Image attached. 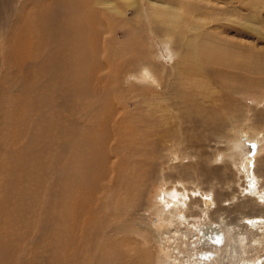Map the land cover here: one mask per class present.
<instances>
[{
    "label": "bare ground",
    "instance_id": "obj_1",
    "mask_svg": "<svg viewBox=\"0 0 264 264\" xmlns=\"http://www.w3.org/2000/svg\"><path fill=\"white\" fill-rule=\"evenodd\" d=\"M257 1L251 0L246 3L253 12L259 7L260 2L257 3ZM98 3L106 4L107 2L103 0ZM126 3L135 5L133 0H126ZM149 3L152 6L151 9L155 10L151 17L160 23L167 22L179 28L181 22H186L187 18L192 35L185 41V38L179 37L176 29L174 30L171 26L168 29L165 28L166 30L157 34V37L159 42L168 40L172 43L173 47H170L168 56L174 67L167 68L163 83L158 76L154 75L150 65H144L141 70L140 67L139 71L135 72L134 78L140 84L148 85L150 89L159 88L162 94L159 93L158 97L166 102V106L179 112L177 118L179 123H177L181 126L185 123L189 124L188 128H185L189 129L190 133H193L195 127L213 125L211 136L206 138L217 143L224 142L227 159L234 164H240L244 173L246 182L244 188L249 195L246 194L248 198L245 201L234 203V207L252 203L253 201L249 198L255 192L256 197L264 203V184L255 172L250 174V169L247 168L250 158L244 157V161L240 159L239 151L242 146L239 134H243L241 126L245 122L249 121L247 139L252 140L257 147V152L251 160L256 158L261 147H264V136L255 128L256 124H252L253 119L250 115H246V105L236 108L229 103L226 104V111L233 112L230 116L229 134L231 135H229L225 129L216 125L212 117H209L211 113H207L205 109L196 105L195 96L198 93L193 91L194 89L200 93L198 88L206 89L207 84H217L219 80L221 88H224L228 96L233 94L244 99L242 96L246 98L249 95L247 93L258 92L264 88L262 74L264 73V55L256 54L246 45L236 44L229 39H223L222 36L219 39L214 38V33L210 31L212 28L207 30L204 27V21L202 23L192 21L193 17H188L189 14L195 13V18L202 14L200 9H197L200 13L197 15L194 6L191 7L188 0L183 3L182 10L179 6H173L175 13L173 8L171 12H168L170 6L160 4L158 0H149ZM228 3L232 5L233 0H227ZM246 4L240 5L238 11H243ZM106 5L119 12L113 3L108 2ZM53 10L60 13L59 16H54ZM202 11L205 16L206 10ZM104 18L105 14L101 11L94 8L91 11L87 9L86 0H52L44 9L32 15L27 24L35 29L36 53L33 61L26 65L21 53L20 59L16 57L18 53L14 46L11 47L13 50L6 48L9 49V53L6 50L5 67L10 61L17 63L16 69L22 73L23 77L20 79V84L14 87L13 82L11 83L5 77V72L8 71H0L4 75L0 77L3 81L0 85L2 91L0 96V178L3 180L0 188L4 200H7L11 193L22 202L26 195V185L31 183L33 187L42 185V181H39L35 174L37 168L41 167L38 165L41 138L53 136L52 133L59 131L60 124L65 118L69 120V124L62 129L61 138L59 137L62 141L61 148L67 149L68 155L55 156L57 169L62 174L58 190L60 201L58 200L57 205L49 203L41 210L36 206L38 203L34 201L35 209L30 211L29 220L31 221L27 225L23 224L22 215L13 214L7 207L0 210V229L8 231L5 230L4 234L0 233V264H150L149 260L154 255L156 257V254L151 253L152 256L147 249V246L152 247L150 241L153 240H150L149 233H140L134 228L140 241H136L138 247L135 245L134 248L125 251L120 249L123 242L129 241L127 236L124 237V233L130 231L132 234L134 231L131 228L125 229V224L124 227L119 225V223H125L127 219V213L123 212L127 208L126 205L135 206L138 197L144 192L145 177L147 178L152 170H157V163L168 162L172 153H175L176 158L182 153L184 157L195 160L199 157L200 164L214 159H208L209 156L203 158L202 155H195L192 152L188 153L185 148L178 153L177 150L172 149L174 141L180 138L176 137L162 153L166 154L165 161L163 159L164 162L157 161L158 157L155 159L153 153L158 151L159 142L163 137L174 134L170 127L165 126L169 116L162 105L157 104L155 108L165 116L162 118L155 116L154 121L150 123L147 117L149 114L147 116L140 114L143 103L142 106L139 102L134 104L135 109L132 113L134 116H131L122 103L120 98L122 94L119 92L117 98L113 95L110 87L115 79L112 75H110L112 78L109 76L105 78L103 87L96 86L101 81V76H98L100 68L107 66L112 68L115 65L123 67L115 62L117 49L115 50L109 43H106L105 48L103 47L105 49L103 63L99 61L98 40L101 34L99 26ZM247 23H250V19L245 17L243 26L251 27ZM59 26H64V33L68 35L66 51L60 48L61 45L58 42L61 33ZM219 27L218 34L227 32L228 28H231L230 25L228 27L227 24L224 25V22L214 26L216 29ZM216 29H213L215 33ZM236 32L237 35L240 34L237 29H235ZM173 37L180 48H183V54L180 55L181 62H177L179 46L174 44ZM64 53L71 54L68 55L69 57L73 55L72 64L65 65L62 63L63 60L61 63L58 62ZM159 53V51L156 52V57H160ZM157 63L165 71V67L158 60ZM198 77L200 82L196 83L192 78ZM67 90L70 91L71 98H69V114L66 117L67 113L62 114L60 110H55L57 107L55 104L62 91ZM139 95L140 98L141 95ZM228 96L226 95L227 101H229ZM48 108H52L54 113H46L45 110ZM118 108H121L119 113ZM240 108H242V114L239 112ZM261 120L264 123V117ZM190 133L186 134L188 137L185 136L181 140L189 138ZM261 140L262 144H259ZM30 155L33 159L29 157ZM170 174H161L163 180H159L155 205L151 206L152 212L156 215L154 225L161 228L159 229L160 238L165 242L163 246L166 253H169V264H264L260 258L264 251L263 215L238 217L237 213L234 214L235 212L230 210L231 208L222 205L225 200L217 203L216 192L219 193L220 189L209 188L201 192L198 185L196 187L186 185L184 174L175 175L171 180ZM164 183L169 185L162 188ZM196 192L205 196L196 197L193 195ZM212 200L217 203L213 210L214 217L217 216L216 219L219 218L221 211L229 216L228 221L223 222L220 219L223 233L213 229L212 225L207 228L197 224L198 220L188 222L187 217L199 214L196 209L200 205L208 207L207 205L212 204ZM256 204L258 206V202ZM258 207L262 208L261 210L264 209L261 204ZM7 218H9L8 221ZM38 218L43 221L46 219L45 222L50 220L49 224L54 223V225L48 224L47 229L50 230L46 229L47 231L38 240L36 239L37 241H31L28 247L30 251H26L21 242L24 238L22 230L25 229L26 234L31 233L38 226L35 223ZM186 222L187 228L184 226ZM13 226L14 229H12ZM254 229L261 230V233H253ZM16 232L20 233L17 237H15ZM119 234L121 235L118 236ZM12 235L15 236L12 237ZM20 252H29L30 256L25 257ZM42 253L47 255L44 256ZM18 254L21 255V262L16 261ZM160 256L157 257L159 261Z\"/></svg>",
    "mask_w": 264,
    "mask_h": 264
},
{
    "label": "rangeland",
    "instance_id": "obj_2",
    "mask_svg": "<svg viewBox=\"0 0 264 264\" xmlns=\"http://www.w3.org/2000/svg\"><path fill=\"white\" fill-rule=\"evenodd\" d=\"M51 1L52 0H0V71L1 70L8 71L5 72L6 74L5 77H7L8 81L13 82L11 83L14 87H17V85L20 84L21 82L20 79H22L23 75L21 72H19L16 69L17 63H13L12 61H10L7 63V66L5 67V63H6L5 52L7 50L6 48L8 47L10 49L12 46H14V48L17 50L16 52L18 53L16 54V57L20 59V53H21L22 59H24L23 62L26 65H28L33 61L35 57L34 54L36 53L35 29L27 26V24L30 22L32 15L44 9V7L49 5ZM98 1H103V0H86V6L87 9H89L90 11L93 8L98 11H101L103 14H105V18H106V19L104 18V20L101 21L102 24L99 26V30L101 34L98 40L99 42L98 45L100 48V52H98V58L101 59L103 57L102 58L103 60L101 59L102 60L101 61L99 59V61L101 64L103 63L104 50H105L104 48L106 43H109V45L111 44L115 50L117 49V53H116L117 61L115 62L117 64H121L123 67L121 68L120 65H115L112 68H109V66L104 67L105 69L100 68V71H98L99 72L98 76H101L102 79L100 78L101 81H99L96 86L103 87L105 78L107 76L111 77L110 75H112L113 79H115L116 81V82L114 81L115 83L113 82L110 87L113 90V91L111 90L113 95L116 97L119 92L122 94V95L120 94L122 103L125 105L126 109L129 111L131 116H134V114H132L135 109L134 104L139 102L141 105L143 103L142 105L144 106L141 105L143 109L141 110L140 114L141 115L145 114L146 116L149 114L147 117H149L148 121H150V123L154 121L155 116L159 118L165 116L164 113H162L160 110L155 108L157 104L162 105V108L167 112V115L169 116L167 124H165V126L170 127L173 130L174 134H169L168 136L163 137L162 140L159 142L158 151L153 153L155 159L158 157L157 161L161 162L162 159L164 160L166 158V154L164 155L162 153L164 150L167 149L169 144L176 139V137H180V138L174 141L173 144L174 148L172 147V149L177 150L178 153L180 152L181 149L185 148L186 152L188 153L192 152L195 155L200 154V156L202 155L201 157L203 158L209 156L208 159L214 158L207 163L200 164L201 158L199 157H196L195 160L187 156L184 157L183 155L184 153H182L180 157L177 155L176 158V156H174L175 153L174 154L172 153L171 158L168 159V162H164L165 160L164 161L162 160L164 163H157L158 171L154 169V171L152 170L151 174L147 176V178L145 177L146 186L143 189L144 192L141 196L138 197V201H136L135 206L134 207L130 206L132 204L126 205L127 208L123 210V212L127 213V217H126L127 219H125L126 220L125 223H119L120 226L124 227L125 224L124 227L125 229L131 228L132 230H134L135 228L136 230H139L140 233L146 232L151 235L150 240L151 239L153 240L150 241V245L152 247L147 246V249L149 250L150 254L151 253L156 254V257L153 254L154 257L151 260H149L150 264H169L168 263L169 253L168 254L166 253V249H164L165 242H163L164 240L160 238L161 232L159 229L161 228H158V226L155 227L154 224L156 223L155 222L156 215L152 212L151 209V206L153 207V205H155L156 191L158 190L159 187V183H160L159 180H163L162 175L171 173L170 174L171 175L170 180H171L175 177V175L181 176L182 174H184L185 175L184 182L186 183V185L187 186L192 185L191 187H196L198 185L197 187H199V189L201 188L200 189L202 190L201 192L206 191L209 188H214L215 190L220 189L219 193L216 192L217 193L216 198L218 199L217 203L219 204L220 200H225L223 201L222 205H226L227 207L231 208L230 210H232L233 213L235 212L234 214L237 213L238 217L245 215L264 216V209L261 210L262 208L260 209L258 207L260 204L261 206H264V203L262 200L256 197L255 195L256 192H255L254 195H250L251 197L249 198L253 201L252 203H249L244 206H239L237 208L234 207V203H236L237 201L238 202L245 201V199L248 198L246 196L249 195L248 193H246V189L244 188L246 185L244 173L242 172V166L240 164L237 163L234 164L231 161H229L230 159H227V155L224 149L226 145L224 142L217 143L214 142L213 140L206 138L211 136L213 125L195 127L193 128V133H190L191 131L189 129L186 130V128H188L187 125L189 126V124L185 123L182 124V126L178 124L179 121L177 118L179 116V112L173 108L166 106V102L162 101L158 97L159 93L162 94V91L159 88L153 89L152 87L150 89L147 87L148 85L140 84L138 80L134 78L135 72L139 71L140 67L141 70L144 67V65H150L151 69L154 70L153 71L154 75L158 76L160 82L163 83V80L167 74L166 73L167 68L174 67L173 62L172 63L170 62L168 56L169 50L173 47V45L168 40L159 42L157 34L162 33L164 30L168 29L169 26H171L174 30L175 29L177 31L179 30V32L176 31V33L179 34L180 38H185L186 41L192 35V32L188 27L189 20L186 18V22L182 21L181 26H178L179 28H176L175 26L167 22L160 23L159 21H156L153 17H151L153 16L152 13H154L155 10L151 9L152 6L149 3V0H133L135 1V5H128L126 3V0H104V2L113 3L115 6H117L116 10L118 8L119 12L112 10L109 5H106L107 3L102 4V3H98ZM185 1L187 0H158L160 4H166L165 6H170L168 12L172 11L173 6H177V7L179 6L180 10H182V7H184L183 3ZM189 1L190 2L193 1V2L189 3ZM250 1L251 0H233L234 4L232 3L231 5L229 3L227 4V0H223V1L222 0H188V3L191 4V7L194 6L197 15L200 14L198 12L199 9H200L199 11L202 13L196 16V18L194 16L195 13L189 14L188 17H193L191 18L192 21H198L201 23L204 21L206 25V26L204 25V27L207 30H210L212 28L210 31L214 33V38L219 39L222 36L223 39H229L236 44L246 45L248 48L252 49L256 54L264 55V0L257 1V3L259 2L260 3H259V7H257L255 12L251 10V7H248L249 4L248 5L246 4L249 3ZM242 4L243 5L246 4V8L243 11L239 12L238 7ZM210 6H214L215 8L212 9ZM138 8L139 10H137ZM202 10H206L205 16L203 15ZM233 11L237 15L231 14L234 13ZM173 12L175 13L174 8H173ZM53 14L54 16L56 15L59 16L60 13L54 12L53 10ZM245 17L250 19V23L247 24H250L251 27L247 28L246 25L243 26ZM223 22L224 25L227 24V27L230 25L231 28L230 29L228 28L227 32L223 31L222 33L218 34L220 27L216 29L214 28V26L223 24ZM241 24L243 27L241 26ZM59 28H61V33L59 35L60 40L58 42L61 45L60 48L66 51V45L69 40L68 35H65L66 33H64L65 32L64 26H59ZM213 29H216L217 32L215 33ZM235 29L240 31L238 32V34L240 33L239 35H237V32L235 33ZM183 30H185L184 33ZM172 40L174 41V44L176 46H179L175 42L174 37L172 38ZM9 49L7 50L8 53H9ZM10 50H13V48H11ZM158 51L160 52L159 53L160 57L159 56L156 57L155 55L156 52ZM177 51H179V55L177 56V62H181L180 57L183 54V48H180L179 46ZM63 55L64 56L61 57L60 61H58L59 63H61L62 60L64 61V62L62 61V63H64L65 65L72 64L74 62L73 55L71 57H69L71 54L68 53H64ZM157 60L162 64V66L165 67V71L162 70L163 68L159 67L160 65L159 63H157ZM262 74L264 76V73ZM3 76L4 75L0 73V77ZM192 79H194L196 83L200 82V77L192 78ZM2 82L3 81H1L0 78V85L2 84ZM220 84L221 82L218 80L217 84L216 83L207 84L206 89L198 88L200 93L193 89L194 92L198 93L195 96L196 105L197 106L199 105L200 108L205 109L207 113H211L209 114V117H212L216 125L219 126L220 128L225 129L227 134H229L230 116L233 114V112L231 111L228 113L226 111V104L229 103V105L234 106L236 108H238L239 106L241 107V105L245 104L247 106V107L245 106L246 115L248 114L250 115L251 119H253L251 121L253 122L252 124H256L255 128H257L258 132L261 131V133L264 136V123H262L261 120L264 117V88L255 93H247L249 95L246 96V98L245 96H242L244 97L245 99L244 100L241 98V96H237L233 94L228 96L227 92L224 90V88H221ZM141 89H143V91H141ZM137 90L138 92H136ZM137 94L140 96V98L138 97ZM70 95H71L70 91L69 92L68 90L64 92L62 91L60 98L56 99V104H55L58 107V108L56 107L55 110L58 111L60 110L59 112L62 114L67 113L66 117L68 116L70 110V105H69L70 102L69 98H71ZM226 95L229 97V101L226 100ZM0 96H2L1 88H0ZM167 104L170 105V103ZM164 105L166 107H164ZM120 110L121 108H118V113L120 112ZM45 111L48 114L54 113V110L52 108H48ZM239 112L242 114V108H240ZM248 123L249 121L243 124V126L245 127L241 126V131H243V134L241 132H240L241 134H239V136L241 137L240 143L242 146L240 147V151H239L241 153L240 159L241 161H244L245 159L244 157L250 158L247 163V168L248 170L250 169L249 173L254 174L255 172L256 175L260 178L261 183L264 184V147H261V151H260L261 153L259 152L257 157L251 160V157L253 158L255 153L257 152V147L255 146L252 140L247 139L246 134H248L249 131ZM68 124H69V120L65 118L64 121L60 124V127L58 129L59 131H55L54 133H52L53 136L51 137L44 136L41 138L40 141V145L42 144L41 150L40 151L38 150V152L40 153L39 156L40 159L38 161V165H41V167H38L35 172L37 179L39 181L40 180L42 181L41 182L42 185L40 187L38 186L33 187L32 183L28 184V186L26 185L27 188V189L25 188L26 195H25V199L22 202L18 201L16 196L11 195V193L8 198L9 200L8 199H7L8 201L4 200L2 197L3 192L1 191L0 188V197H1L0 210L7 207V209L12 211L13 214L22 215V217H24L22 218L23 224L27 225L28 222L31 221L29 220L31 218L30 211L32 209H35L34 206L35 202L38 203L37 205L36 204L35 205L38 206L41 210L42 208H45V206L47 207L49 203H54L57 205L60 201V194L58 193V190H59V182L62 174L57 169L55 156L56 155L61 156L62 154L64 156L68 155L67 149H63V147L61 148L62 141L60 140L61 132H63L62 129L65 128ZM188 133H190L189 138L187 139L185 138V140L183 139L184 141L181 140V138L185 136L188 137V135H186ZM170 140L171 142H169ZM24 141H26V139H24ZM178 141H180V143H178ZM259 144H262V140L259 141ZM263 146H264V141H263ZM174 150L172 151L174 152ZM240 153H238V155H240ZM215 155L217 156L215 157ZM29 157L33 159L32 155H30ZM158 173H160V175ZM164 179H166V177ZM0 181H1L0 183L3 184L2 183L3 180L1 178ZM168 185L169 183H164L162 185V188H166ZM211 193L213 195V191ZM193 195L202 198L205 196L204 194L201 195L200 192H196ZM257 202H258V206L256 204ZM14 203L16 204V206ZM211 203L212 204L207 205L208 207H206V205L205 206L203 205L204 207L200 205V207L196 209L199 211V214L197 216L193 215L194 217H187L188 222L192 223L193 221L196 222L198 220L196 222L197 224L204 225L207 228H209V226L212 225L213 227L212 226L211 227L213 229L216 230L218 229L223 233L224 230H223L222 220L223 222L228 221L229 216H227L225 212L221 211L222 213L219 212L220 215H218L219 218L216 219L217 216L214 217L213 210L217 206V203L213 200ZM43 204L44 206H42ZM8 220L9 218H7V221ZM45 220L43 221L41 218H38L35 222L38 226L35 229H33L31 233L29 232L30 234L29 233L26 234L24 232L25 229L22 230L24 234V238H22L23 241H21V239L20 241L22 242L23 249L26 248V251L27 250L30 251L28 247L29 245H31L30 244L31 241H37L39 237L44 235L45 231L50 230L49 228L47 229L50 220L47 222H45ZM49 225H54V223H50ZM184 226H186L187 228V222L186 224L184 223ZM16 227L17 226L15 225V228ZM12 229H14V226L12 227ZM5 230L6 229H0V233L4 234L8 232L7 230L5 232ZM253 233L260 234L261 230L254 229ZM15 234L16 236L12 235V237L13 236L17 237V235H19L20 233L16 232ZM47 235L50 236V234L48 233ZM120 235L121 234H119L118 236ZM124 235H125L124 237L127 236L126 238L129 241L128 243H126L127 241L123 242L121 244L120 249L125 251L126 249L128 250L130 248H134L135 245L138 247L136 241L137 242L140 241L137 238L138 233L136 234L135 230L132 231V234L130 233V231H127L124 233ZM131 238H134L135 240ZM133 240L135 243L133 242ZM188 247L189 249H191L190 246ZM160 248L162 250H160ZM20 253L25 257L30 256L28 255L29 252L27 253L20 252ZM262 253L263 256H261L260 258L261 260L264 261V251ZM42 254L44 256L45 254L47 255V253H42ZM18 255L16 257L17 258L16 261L21 262L20 261L21 255L20 254ZM158 255L159 256L162 255L160 256L161 257L160 261L157 258Z\"/></svg>",
    "mask_w": 264,
    "mask_h": 264
}]
</instances>
